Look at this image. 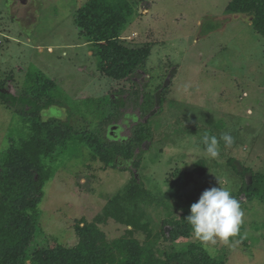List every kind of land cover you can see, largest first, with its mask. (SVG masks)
<instances>
[{
    "label": "rangeland",
    "instance_id": "rangeland-1",
    "mask_svg": "<svg viewBox=\"0 0 264 264\" xmlns=\"http://www.w3.org/2000/svg\"><path fill=\"white\" fill-rule=\"evenodd\" d=\"M87 1L0 0V88L4 86L0 91L19 95L27 87L28 72L41 71L56 86L51 92L57 103L51 106L60 109L59 119L76 130L128 142L138 124L145 122L150 137L133 147L131 159H140L139 167L124 157L118 167L109 166L73 139L46 158L52 176L43 188L39 228L30 252L36 247L75 246L76 223L103 218L110 198L125 188L135 171L138 181L159 199L144 206L158 255L190 244L202 246L193 235L168 240L161 229L170 230L166 219L179 218L204 190L221 186L233 196L241 193L243 222L228 244L218 240L207 252L226 264H264V201L242 192L244 179L227 162L232 157L264 177V38L248 16L227 11L231 0H129L133 13L121 39L132 46L150 45L151 52L131 76L116 80L98 68L94 42L76 24L75 15ZM170 71L160 108L146 121L147 114L132 93L137 89L141 97L155 94ZM120 92L126 106L124 115L116 118L122 127L115 139L107 134L108 125L99 126L101 116L87 100ZM18 109L21 106H7L0 98V161L11 138L29 133L15 113ZM225 133L234 138L230 148L220 139ZM206 135L219 141L216 159L205 152ZM201 160L206 163L203 175L195 171ZM186 171L194 172L195 178L183 187L179 178ZM246 178L250 180V175ZM254 180L257 186L264 185L262 179ZM98 225L108 240L131 229L112 217ZM134 236L142 243L146 240L143 231Z\"/></svg>",
    "mask_w": 264,
    "mask_h": 264
},
{
    "label": "trees",
    "instance_id": "trees-1",
    "mask_svg": "<svg viewBox=\"0 0 264 264\" xmlns=\"http://www.w3.org/2000/svg\"><path fill=\"white\" fill-rule=\"evenodd\" d=\"M226 9L232 14L248 16L264 38V0H231ZM132 13L129 0H89L75 15L80 33L94 42L93 55L97 57L98 68L116 80L131 76L145 64L151 52L150 45L132 46L121 39L120 32ZM26 82L27 87L19 95L0 91V98L7 106H21L15 113L20 115L29 132L18 140L11 138L0 161V264H226L198 244L171 249L164 252V257L158 255L155 249L157 237L154 238L151 223L146 220L144 206L159 203V199L138 181L135 171L125 188L110 198L103 218L91 222L82 218L76 223L79 240L75 246L36 247L30 252V243L39 228L43 188L52 176V170L44 161L46 158L54 157L59 147L73 139L85 144L109 166L118 167L124 162L120 158L124 157L139 167L140 159H131L133 147L147 141L150 135L146 123L140 122L128 142H112L88 129L76 130L59 118L45 120L41 110L57 103L51 92L55 83L41 71L28 72ZM132 94L139 100L143 114L154 108L155 94L143 93L141 97L137 89ZM87 103L101 116L99 126L109 125L124 113L126 97L120 92L115 96L88 98ZM227 162L244 179L242 192L249 199L259 197L264 201V185L257 186L254 180L259 178L264 183V177L255 176L252 169L240 165L232 157ZM205 165L204 160L199 161L195 171L199 175L205 174ZM247 175L254 178V183L246 178ZM194 178V172L186 171L181 174L179 183L187 187ZM234 197L242 198L240 192ZM188 215L190 207L179 218L166 219L170 230L166 231L164 226L161 235L172 241L191 237V226L186 220ZM108 217L131 229L117 239L108 240L98 225ZM138 230L146 233L144 243L134 236Z\"/></svg>",
    "mask_w": 264,
    "mask_h": 264
},
{
    "label": "clouds",
    "instance_id": "clouds-1",
    "mask_svg": "<svg viewBox=\"0 0 264 264\" xmlns=\"http://www.w3.org/2000/svg\"><path fill=\"white\" fill-rule=\"evenodd\" d=\"M62 112L56 106L41 110V117L45 120L61 118ZM225 147L230 148L234 138L230 134H223L221 138ZM206 154L216 159L220 155L219 141L215 136H204ZM226 183V182H225ZM244 213L240 202L226 187H211L203 191L197 202L190 207V215L186 220L191 226L193 236L201 242L206 251H213L209 245H216L217 241L228 244L231 238L239 234Z\"/></svg>",
    "mask_w": 264,
    "mask_h": 264
},
{
    "label": "water",
    "instance_id": "water-1",
    "mask_svg": "<svg viewBox=\"0 0 264 264\" xmlns=\"http://www.w3.org/2000/svg\"><path fill=\"white\" fill-rule=\"evenodd\" d=\"M171 77H172V72L170 71L169 72V75L167 77V80L166 82L163 84V86L161 88H159L157 90V92L155 93V106L154 108L147 114V117H146V121L149 119V117H151L153 114H155L156 112H158L159 108H160V105H161V101H162V92H163V89L164 87H167L170 83V80H171ZM113 128H116V126H114ZM113 128H111V132L113 130ZM166 231H169V227H166Z\"/></svg>",
    "mask_w": 264,
    "mask_h": 264
},
{
    "label": "flooded vegetation",
    "instance_id": "flooded-vegetation-1",
    "mask_svg": "<svg viewBox=\"0 0 264 264\" xmlns=\"http://www.w3.org/2000/svg\"><path fill=\"white\" fill-rule=\"evenodd\" d=\"M23 1L24 3L26 2V0H21ZM115 96V95H114ZM114 126H116V128H113ZM121 125L118 124L117 121H113L112 123H110L108 126H107V134L110 136H112L113 138L115 139H119L120 137V130H121ZM111 128H113L112 132H111ZM148 141H146L147 143ZM250 180H251V176H250Z\"/></svg>",
    "mask_w": 264,
    "mask_h": 264
}]
</instances>
